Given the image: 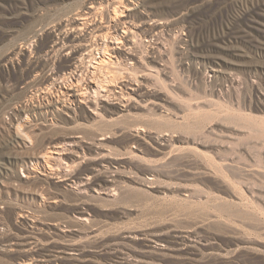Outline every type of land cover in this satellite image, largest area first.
Instances as JSON below:
<instances>
[{
  "label": "rangeland",
  "instance_id": "374dc122",
  "mask_svg": "<svg viewBox=\"0 0 264 264\" xmlns=\"http://www.w3.org/2000/svg\"><path fill=\"white\" fill-rule=\"evenodd\" d=\"M85 1L0 0V264H27L37 258L51 264H264V135L244 128L243 120L236 119L235 125L222 120L234 114L264 124V0H132L137 4L130 11L134 25L178 22L136 51L145 54L158 46L166 74L159 81L172 89L169 97L175 103L187 99L184 102L197 115L216 113L214 120L204 123L203 137L196 138L207 144L208 155L227 163L225 171L232 182L227 181L241 184H236L238 189L223 181L208 162L185 155L171 158L153 181L141 168L127 166L113 187L115 195L100 194L87 201L44 181L42 162L33 158L42 150L44 119L38 114L19 115L21 106L44 102L38 82L45 72V52L57 34L53 25L75 16ZM180 26L192 33L189 45L179 40ZM211 67L218 69L216 79L205 77ZM164 95L162 91L160 96ZM24 123L28 128L20 126ZM159 126L150 129L152 135L174 132L193 137ZM111 128L117 129L107 127L103 133ZM16 129L27 132L32 145L14 142ZM92 133L82 130L80 135L92 137ZM147 140L143 156L163 157L153 154L157 145ZM129 145L118 134L107 140L105 149L123 154ZM85 150L87 158L95 155ZM84 162L81 178L95 176L96 189H105L101 178L114 167ZM28 172L31 179L23 178ZM46 192L59 196V204L43 200ZM80 210L88 222H75ZM19 213L27 217L20 218ZM67 229L70 234L59 233ZM181 236L187 237L185 242ZM160 239L173 248L190 247L160 252L153 248Z\"/></svg>",
  "mask_w": 264,
  "mask_h": 264
},
{
  "label": "bare ground",
  "instance_id": "6f19581e",
  "mask_svg": "<svg viewBox=\"0 0 264 264\" xmlns=\"http://www.w3.org/2000/svg\"><path fill=\"white\" fill-rule=\"evenodd\" d=\"M136 4L132 0L127 4L124 0H106L104 3L86 0L75 16H68L69 18L66 20L59 21L55 26L53 25L52 31H56L57 34L52 45L45 52L43 61L45 72L38 82L40 96L44 102L37 106H21L19 109L20 116L22 114H25V116L27 114L28 116L31 113L38 114L44 119L42 125L44 135L40 141L42 150L38 155L39 157L33 156V158H37L42 162L43 170L41 175L44 181H52L53 184L63 191L62 193L78 195V197L86 198V201L90 198H99L97 196L100 194L111 198L115 195L111 194L114 191L113 187H115L117 180L121 177L122 169L127 166H132L135 169L141 168V173L144 177L150 176L151 178L148 180L153 181L160 168L166 167L171 162V158L191 155L201 158L204 162L206 161V164L208 162L210 164L208 165L212 166L211 168H215L216 174L223 181L228 183V185L230 184L235 190L238 189L237 183L234 184L236 181L229 183L231 180H228L229 176L226 174L228 171H225L224 167L227 163L219 162L208 155L204 151V147H207V144L196 138L197 135H203V132H205H202L204 123L217 117L216 113L197 115L196 112H193L192 106L184 102L187 99L175 103L174 99L169 97L172 89L167 83L162 84L159 81V76L166 74L164 73L165 63L162 62L161 58L163 52L158 46H152L149 51H145V54H142L143 52L139 54L136 51L137 48L143 45L144 41L149 43L148 40H152L162 34V32L171 31V27L178 22L173 24L169 23L170 21L166 23L154 21L151 24L134 25L131 18L133 14L130 11L136 9ZM178 29L182 32H180L182 35L179 36L180 42L189 45L188 42L192 38L191 31L182 28V26ZM216 70L218 69L215 67H211V71L206 69L205 77L216 79L217 75L214 74V72H217ZM230 80L232 82V79ZM158 87L164 91V96H160L162 91ZM236 119L245 121V125L243 122L244 128L250 131L254 130L252 132L259 135V137H263L264 124L261 121H249L243 116L237 117L234 114L222 120L227 124L235 125ZM179 120L180 122H178ZM68 124L73 126L68 128ZM155 125H164L174 130H179V132L181 131L184 134H191L193 137L180 136L181 134L177 135L174 132H158V134L152 135L150 129H153ZM20 126L27 127L25 123ZM107 127H116L117 129L111 128L110 133H103ZM74 128L77 131L81 129V133L82 130L84 132L86 130L91 131L93 132L92 135L96 131H102V133L98 135L96 132V135L92 137H85L80 135V132H70ZM23 132V130L21 132L16 129L12 135V140L25 147L27 142L31 144L32 141L28 133ZM118 134L124 136L130 144L123 154L112 153L107 148L105 149L107 140ZM204 135H207V133ZM146 137L148 142L151 141L152 144L157 145V148L152 151L153 154L156 153V156L157 153L163 155L160 159L158 158L159 160H150L143 156V151L145 150L143 145ZM190 142L191 146L189 147L187 145ZM146 145L148 146V144ZM149 148L151 147L149 146ZM85 149L93 151L95 155L92 157L90 155L87 158L84 152ZM85 160L104 162L108 165V169L110 168L109 166L111 168L114 167L115 171H111V173L105 172V176L100 177L104 187H106L105 189H96L98 180L95 176L86 175L85 178H81L86 169L80 167L85 163ZM74 165L77 167L74 168ZM30 175L31 173L28 172V176L24 175L23 178L31 179ZM145 180L147 179H142V181ZM147 183L151 184L152 182L147 181ZM138 184L140 186L143 183L141 184L140 182ZM105 191L108 192L105 193ZM53 195L46 192L42 199L50 200V204H59V196ZM77 213L78 215L75 218L77 224L88 222L89 219L84 210H80ZM22 214L19 213L18 217H27ZM59 233L65 236L68 233L70 234L71 230H59ZM179 238L181 242H185V239H187V237L183 236ZM153 243L155 244L153 248L160 252L184 251L187 247H190L184 245L180 248H173L164 245L161 239L155 240ZM68 250L73 251L72 249ZM47 260L45 258L43 260L37 258L33 262L31 261L32 263L29 262L27 264H51L52 261L48 262Z\"/></svg>",
  "mask_w": 264,
  "mask_h": 264
}]
</instances>
